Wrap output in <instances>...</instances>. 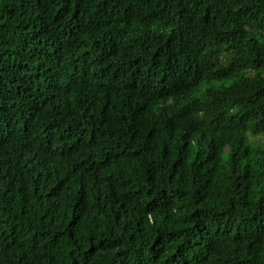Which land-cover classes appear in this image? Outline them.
I'll return each mask as SVG.
<instances>
[{"label": "trees", "instance_id": "16d2710c", "mask_svg": "<svg viewBox=\"0 0 264 264\" xmlns=\"http://www.w3.org/2000/svg\"><path fill=\"white\" fill-rule=\"evenodd\" d=\"M264 0H0V264H264Z\"/></svg>", "mask_w": 264, "mask_h": 264}, {"label": "rangeland", "instance_id": "374dc122", "mask_svg": "<svg viewBox=\"0 0 264 264\" xmlns=\"http://www.w3.org/2000/svg\"><path fill=\"white\" fill-rule=\"evenodd\" d=\"M264 138H261V140H263Z\"/></svg>", "mask_w": 264, "mask_h": 264}]
</instances>
